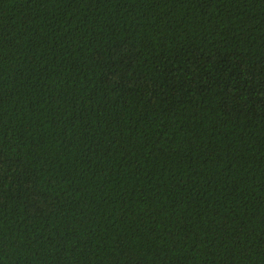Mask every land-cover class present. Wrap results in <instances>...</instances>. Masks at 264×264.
I'll use <instances>...</instances> for the list:
<instances>
[{"label": "trees", "instance_id": "trees-1", "mask_svg": "<svg viewBox=\"0 0 264 264\" xmlns=\"http://www.w3.org/2000/svg\"><path fill=\"white\" fill-rule=\"evenodd\" d=\"M0 264H264V0H0Z\"/></svg>", "mask_w": 264, "mask_h": 264}]
</instances>
